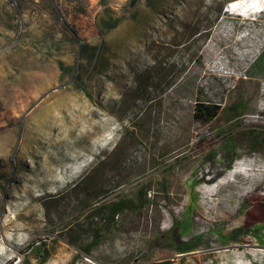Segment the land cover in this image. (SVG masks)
Segmentation results:
<instances>
[{
  "label": "rangeland",
  "instance_id": "rangeland-1",
  "mask_svg": "<svg viewBox=\"0 0 264 264\" xmlns=\"http://www.w3.org/2000/svg\"><path fill=\"white\" fill-rule=\"evenodd\" d=\"M224 1L85 0L90 61L48 0H0V264H264V0Z\"/></svg>",
  "mask_w": 264,
  "mask_h": 264
},
{
  "label": "trees",
  "instance_id": "trees-1",
  "mask_svg": "<svg viewBox=\"0 0 264 264\" xmlns=\"http://www.w3.org/2000/svg\"><path fill=\"white\" fill-rule=\"evenodd\" d=\"M89 1V0H86ZM127 3L131 7H134L140 0H126ZM228 1H235V0H225L224 3ZM50 5L52 6L51 11L54 14V17L59 20V18L64 19V24L66 26V29L68 31L69 39L71 41L78 42L81 46V55L84 58H87L90 61H93L97 57V51L98 47L91 45L86 39L79 36L78 29L76 28L75 24L71 22L70 16H73L75 19L80 15L87 14V5L88 2H85V0H76L73 8L71 10H68L67 8H64L62 4H60V0H48ZM56 2V8L53 7L52 3ZM60 12V14H59ZM62 16V17H61ZM122 17L118 16H110L108 18H104L101 20V27L105 32H109L116 28L119 23L121 22ZM65 29V28H64ZM65 29V30H66ZM51 41L47 42V45L45 46V49L49 51L50 48H52V45L58 44L56 40L53 37L50 38ZM56 63L63 74H69V71H71V68H66L64 62L61 59H57ZM82 67V66H81ZM253 69L255 70H262L264 71V52L260 55V57L256 60ZM80 69L79 66L76 70V74L74 75L75 82L80 81ZM222 107L220 104L211 103L207 101H199L195 105V119L196 121L202 122V123H209L212 120H214L218 114L220 113ZM227 148L224 147V149H228L229 153L232 155H236V150L238 149L237 146L234 143H231L230 141L226 144ZM227 167H230L231 164H226ZM134 203V202H133ZM102 208L107 209L104 206ZM130 208V204L127 203L126 200H120L119 202H115L111 207H109V211L112 212L113 215L116 213H120L122 210H126ZM99 211V210H97ZM70 242L73 245H76L73 240H70ZM96 243V241L94 242ZM44 246H46L45 243H43ZM196 247H198V242H191V241H185L180 242L177 246V251L179 253H186L189 251L194 250ZM49 257V251L44 249V255L43 260L46 261ZM5 264H14V262H8ZM134 264H170L169 260H163V261H137Z\"/></svg>",
  "mask_w": 264,
  "mask_h": 264
},
{
  "label": "bare ground",
  "instance_id": "bare-ground-1",
  "mask_svg": "<svg viewBox=\"0 0 264 264\" xmlns=\"http://www.w3.org/2000/svg\"><path fill=\"white\" fill-rule=\"evenodd\" d=\"M257 2V1H256ZM254 5H256V3L255 2H253V3H251V2H247V3H245V4H243L242 6L240 5H238L237 7H236V10H240L241 8L242 9H244V8H248V9H251L252 10V8L254 7ZM258 6V5H257ZM261 6V5H260ZM259 6V7H260ZM253 11V10H252ZM229 39V38H228ZM247 41H251V39L250 38H248V39H246ZM244 46H247V45H244Z\"/></svg>",
  "mask_w": 264,
  "mask_h": 264
},
{
  "label": "water",
  "instance_id": "water-1",
  "mask_svg": "<svg viewBox=\"0 0 264 264\" xmlns=\"http://www.w3.org/2000/svg\"><path fill=\"white\" fill-rule=\"evenodd\" d=\"M59 14H60V12H59ZM61 17H62V16H61ZM63 22H65L64 19H63ZM137 261H144V260H140V259L137 258V259H135V260L133 261L132 264L136 263Z\"/></svg>",
  "mask_w": 264,
  "mask_h": 264
},
{
  "label": "clouds",
  "instance_id": "clouds-1",
  "mask_svg": "<svg viewBox=\"0 0 264 264\" xmlns=\"http://www.w3.org/2000/svg\"><path fill=\"white\" fill-rule=\"evenodd\" d=\"M235 1H237V0H235ZM235 1H232L231 3H234Z\"/></svg>",
  "mask_w": 264,
  "mask_h": 264
}]
</instances>
